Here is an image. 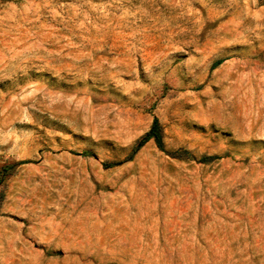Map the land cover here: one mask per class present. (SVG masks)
I'll list each match as a JSON object with an SVG mask.
<instances>
[{
	"label": "rangeland",
	"instance_id": "obj_1",
	"mask_svg": "<svg viewBox=\"0 0 264 264\" xmlns=\"http://www.w3.org/2000/svg\"><path fill=\"white\" fill-rule=\"evenodd\" d=\"M0 217L40 262L264 264V0H0Z\"/></svg>",
	"mask_w": 264,
	"mask_h": 264
},
{
	"label": "crops",
	"instance_id": "obj_2",
	"mask_svg": "<svg viewBox=\"0 0 264 264\" xmlns=\"http://www.w3.org/2000/svg\"><path fill=\"white\" fill-rule=\"evenodd\" d=\"M50 221L43 222L23 217H0V249L10 248L19 250V255L25 257L24 264H53L52 260H43L45 251L36 247H27L28 241L52 240L54 227ZM57 233V231L55 230ZM16 242H24L23 248H17ZM30 253V254H29Z\"/></svg>",
	"mask_w": 264,
	"mask_h": 264
},
{
	"label": "trees",
	"instance_id": "obj_3",
	"mask_svg": "<svg viewBox=\"0 0 264 264\" xmlns=\"http://www.w3.org/2000/svg\"><path fill=\"white\" fill-rule=\"evenodd\" d=\"M150 140H153L159 149L165 150V142H164V136H163V132H162V126H161V123L157 117L154 118L150 130L146 133L145 136H143L139 140L138 145L135 147V151L139 150L142 146H144ZM178 156L179 157H185V158L191 157L187 151H184V152L178 154ZM216 158H219V157L206 155V156H203L200 161L205 162V163H209Z\"/></svg>",
	"mask_w": 264,
	"mask_h": 264
}]
</instances>
